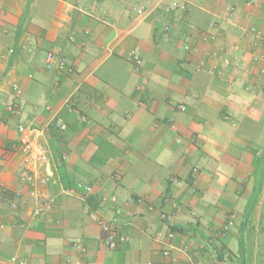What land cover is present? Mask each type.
I'll list each match as a JSON object with an SVG mask.
<instances>
[{
	"label": "crops",
	"instance_id": "0c3cea01",
	"mask_svg": "<svg viewBox=\"0 0 264 264\" xmlns=\"http://www.w3.org/2000/svg\"><path fill=\"white\" fill-rule=\"evenodd\" d=\"M157 1L0 0V264H258L259 205L249 210L264 150V0ZM173 1L185 7L167 10ZM154 3L137 19V5ZM51 50L72 74L45 68ZM21 125L50 156L32 168L56 200L40 216L13 195L27 169ZM163 211L174 212L171 239ZM245 217L254 257L243 263ZM112 220L126 238L114 249L100 223Z\"/></svg>",
	"mask_w": 264,
	"mask_h": 264
},
{
	"label": "built area",
	"instance_id": "2783aa9c",
	"mask_svg": "<svg viewBox=\"0 0 264 264\" xmlns=\"http://www.w3.org/2000/svg\"><path fill=\"white\" fill-rule=\"evenodd\" d=\"M159 3V0L156 2V4ZM137 5L135 8V12L137 15V19L142 20L145 17H147L149 14H151L155 8L156 5ZM247 4H252V0H247ZM185 6L183 3H180L178 1H173L171 5L167 8V10H175V9H183ZM169 30V27H165V32ZM253 32L256 30L253 28L251 29ZM260 38H263V35H259ZM185 50L187 52H191L192 47L190 44L185 45ZM130 60L134 63L136 68H139L142 64V58L135 50H131L129 53ZM233 59L229 57H223V64L224 66H230L232 65ZM45 68L48 70L55 69L59 72H64L68 74H72L74 72V67L68 62V60L63 57L57 55V53L54 50L49 51L46 54L45 57ZM211 74L215 76L216 78H223L224 76V70L219 67H213L211 70ZM13 89L16 91L17 94L20 93V89L17 85H13ZM10 111H15V107L13 105H10L9 107ZM177 108L180 111L186 110V105L179 104L177 105ZM57 125L60 127V129L65 130L66 124L58 119L56 121ZM19 130L21 132L20 136V148L21 151L24 153L25 156V165L27 166V169L24 171L22 179L24 181V184L16 191H14L13 195L17 200H21L25 193H27L32 199L35 200V206H34V215L40 216L43 213H45L47 210L52 208V206L56 203V200L54 198H46L44 195V189L43 185L47 183L46 179L39 180L34 174V171L32 170L33 167H39L43 164H46L50 156L48 154V151L45 146L35 143L32 141L28 134H27V128L24 125L19 126ZM3 162V158L0 156V165ZM195 172L198 171L197 168L194 169ZM74 192H80L84 196H88L92 193V187L91 186H81L77 185L74 189ZM163 202L165 204L170 203L174 210H178L180 208V204L178 202L172 201L171 197L169 195L165 196L163 198ZM18 202L15 201L12 203V208L17 209ZM161 218L169 225L170 231L168 233V237L171 239L175 236V232L173 230L174 225V212H162ZM101 226L106 231V244L109 248L114 249L117 248L120 244L125 242L126 238L121 235L117 230L115 229V221H109L104 222L100 221ZM234 225V217H231L230 220L227 222V224L223 227V232H227L230 227ZM15 226V225H14ZM77 248L81 252L85 249L81 247V245H77ZM163 254L165 256L170 255V248H166L163 251ZM12 261H16L17 259L13 257L11 259ZM149 264H152L151 262Z\"/></svg>",
	"mask_w": 264,
	"mask_h": 264
},
{
	"label": "trees",
	"instance_id": "16d2710c",
	"mask_svg": "<svg viewBox=\"0 0 264 264\" xmlns=\"http://www.w3.org/2000/svg\"><path fill=\"white\" fill-rule=\"evenodd\" d=\"M165 32V29L164 31ZM59 127V126H58ZM60 128V127H59ZM57 129V128H56ZM260 166V167H259ZM264 190V150L262 152L261 157H257L255 160V187H254V204L257 205V195L262 193ZM256 197V198H255ZM254 205V206H255ZM249 218L246 219L243 226V231L241 234V237L239 238V258L241 259V262H245L246 260H251L254 257V252L250 247V238L245 237L246 235H243V232L246 228L249 227ZM255 229V226L252 225L249 230L252 231Z\"/></svg>",
	"mask_w": 264,
	"mask_h": 264
},
{
	"label": "rangeland",
	"instance_id": "374dc122",
	"mask_svg": "<svg viewBox=\"0 0 264 264\" xmlns=\"http://www.w3.org/2000/svg\"><path fill=\"white\" fill-rule=\"evenodd\" d=\"M256 200H257V205H259V212H260L259 214L260 217L256 219L257 224L255 225L257 227V246H258L256 250V257L258 260V264H264V190L261 194L259 193L257 195L255 201ZM254 205L255 204L253 199L251 202V206H250L251 209L249 210V213ZM247 218L248 217H245L243 223L241 224H244Z\"/></svg>",
	"mask_w": 264,
	"mask_h": 264
}]
</instances>
